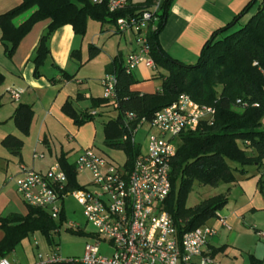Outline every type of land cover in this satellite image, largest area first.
I'll use <instances>...</instances> for the list:
<instances>
[{"label":"trees","instance_id":"obj_1","mask_svg":"<svg viewBox=\"0 0 264 264\" xmlns=\"http://www.w3.org/2000/svg\"><path fill=\"white\" fill-rule=\"evenodd\" d=\"M156 0H146L141 5H131L126 12L110 14L105 6L91 4L89 0H22L19 5L0 15L1 42L5 56L12 60L21 42L41 22L49 21L46 33L41 37L33 63L35 77L43 76L41 70L51 52L49 41L61 28L71 26L75 34L83 37L88 20L100 24H115L120 17L152 12ZM173 0H165L154 14V30L148 35L151 56L159 68L162 87L155 94L134 92L132 86L139 83L135 74H128L124 62L115 59L110 71L116 75V100L113 103L119 113L117 119L104 122V144L110 150L122 151L127 157L125 169L130 171L141 154L139 145L123 140L128 134L127 115L134 114L131 123L136 128L142 120L151 122L155 115L173 105L182 95L190 96L200 105L213 106L216 117L213 125H202L197 132L184 133L173 160L170 181L172 192L165 203L176 224L179 237L206 226L219 217L229 202L221 194L203 202L194 209H187V198L195 181L203 185L218 187L237 182L236 173L242 176L253 167L262 176L260 191L264 197V0H253L232 23L217 31L205 44L195 65H187L171 58L160 46L159 36L167 23ZM248 17L242 26L241 21ZM99 52L91 46L89 60ZM67 78L73 76L63 73ZM0 72V86L5 83ZM222 93L218 96V89ZM237 101H241L240 104ZM110 101L94 99L92 109L109 105ZM3 107L0 98V109ZM64 113L73 119L77 127L94 122L91 110H78L72 102L63 107ZM35 112L32 105L20 104L11 120L25 137L29 136ZM5 122H0V125ZM3 146L13 155L20 156L24 142L9 135ZM250 150L252 153H246ZM238 164L235 168L229 162ZM59 163L68 176L67 191L85 189L78 182L76 166L68 163L65 154ZM180 182L178 190L177 183ZM67 221L64 210L60 226L43 209L29 207L26 216L0 217V230L4 237L0 242V260L7 258L16 247L34 233H41L48 242L52 234ZM93 238V236H92ZM212 256V255H211ZM251 264H264V260L250 258Z\"/></svg>","mask_w":264,"mask_h":264},{"label":"crops","instance_id":"obj_2","mask_svg":"<svg viewBox=\"0 0 264 264\" xmlns=\"http://www.w3.org/2000/svg\"><path fill=\"white\" fill-rule=\"evenodd\" d=\"M21 1L0 0V15L13 9ZM251 1L253 0H173L167 23L159 36L161 48L179 62L187 65L196 64L205 44L213 34L232 23ZM131 2L133 5H141L146 3V0ZM49 23V21L38 23L21 42L12 60L5 56L0 34V72L6 78L5 83L0 86V98L3 103L0 109V122H5L0 126L13 122V127L0 130V217L13 215L24 217L28 214V206L23 202L15 185L7 181L10 176L19 173L20 166L46 173L54 164L59 163L62 154L66 155L70 165L76 166L79 156L88 149H94L98 154L111 158L108 154L95 149L98 126L91 122L77 127L73 119L64 113L63 107L67 102H72L78 110L94 111L93 100L104 98L105 90L101 81L106 75L112 74L110 66L115 60L113 54L110 53L109 56L112 63L107 67L106 64L110 61H106L98 75L91 76L84 72L87 65L84 64L87 60L85 51L89 46L90 52V47L96 45V39L106 33L112 35L119 33H116L114 24L112 28L101 24L98 35L91 42H85L82 37L75 34L71 26L59 29L49 41L51 54L41 70L43 76L36 78L33 59ZM121 35L125 36L126 33ZM129 54L130 52L120 53L116 59L125 62ZM64 72L73 78L67 79L63 75ZM135 76L139 83L132 86L134 92L155 94L161 90L162 82L150 79L153 74L148 68L141 67ZM113 103L95 110L99 111L98 115L107 118L115 109ZM20 104L32 105L35 112L31 132L27 137L21 134L11 120ZM108 120L111 119H105V122ZM9 135L23 140L24 146L20 156L13 155L3 146V140ZM36 153L43 158L35 159ZM77 173L79 184L90 188L92 175L88 171ZM80 174L89 177L84 185L80 183ZM261 176L258 171L251 173L248 169V173L239 181L229 184L225 193L229 199L228 205L218 212L219 217L206 224L214 228L217 234L209 240L204 248V254L212 255L218 264H251V257L264 260V238L257 235L258 232L264 233V197L259 186ZM68 198L64 200V205ZM220 218L225 219L231 230L222 225ZM38 235L43 236L37 232L27 238L32 237L37 248L40 246L39 240L36 239ZM3 237L4 233L0 230V242ZM89 237L94 242L92 233ZM103 245L105 247L103 254L111 255L112 247L108 243ZM56 248L53 253L39 255V259L53 255ZM13 253L5 259L10 261ZM38 261L29 264H36Z\"/></svg>","mask_w":264,"mask_h":264},{"label":"built area","instance_id":"obj_3","mask_svg":"<svg viewBox=\"0 0 264 264\" xmlns=\"http://www.w3.org/2000/svg\"><path fill=\"white\" fill-rule=\"evenodd\" d=\"M89 1L105 6L113 15L128 11L132 5L131 0ZM164 1L156 0L152 12L129 14L118 18L114 24L116 33L132 31L139 42V49L130 53L124 62L128 74L140 66L156 70L148 35L154 30V14ZM101 84L104 98L115 102L116 75H106ZM98 114V110L91 111L92 116ZM215 117V107L200 105L188 95H182L173 105L159 111L151 122L142 120L136 128L131 125L136 116L127 115L125 141L131 140L137 145L140 129L146 124L150 126L147 153L140 154L132 169L127 171L94 149L85 150L76 161V169L92 175L90 188L67 191L68 176L60 163L46 173L20 166L19 173L7 181L15 185L25 205L43 209L58 221L65 210L64 200L73 197L82 207L86 222L95 230L92 233L94 242L86 245L82 257L63 259L57 254L60 252L57 247L53 255L40 257L36 264H218L204 254L216 230L206 225L181 239L172 215L165 210L172 192L170 175L178 152L177 141L184 133L197 132L205 124L213 125ZM153 131L155 133H151ZM39 157L43 158L37 153L34 155L35 159ZM220 222L231 230L225 219L220 218ZM68 227L81 229V225L73 222L68 223ZM257 235L264 238L263 232ZM104 243L112 247L111 255L101 252ZM0 264L12 263L1 259Z\"/></svg>","mask_w":264,"mask_h":264},{"label":"rangeland","instance_id":"obj_4","mask_svg":"<svg viewBox=\"0 0 264 264\" xmlns=\"http://www.w3.org/2000/svg\"><path fill=\"white\" fill-rule=\"evenodd\" d=\"M248 21V17L244 18L241 21L242 26H244ZM100 25L98 22L89 19L87 24V31L86 34L82 37L85 42H91V40L96 37L99 33ZM105 27L112 28V24H104ZM126 37V38H125ZM96 46L100 51L98 54L89 60L88 56V48L85 51L87 60L84 62V64H87L84 68V72H88L91 74V76H97L98 72L101 71L106 61H110L106 64L108 67L112 60L110 59V53L113 54L114 59L121 53V54H128L129 52H134L139 49V42L137 40V36L132 32L128 31L126 32L125 36H122L121 34H108L100 37L99 39H96ZM133 49V50H132ZM102 50V51H101ZM132 50V51H131ZM105 52V54H104ZM128 52V53H127ZM83 65V64H82ZM195 65V64H194ZM140 66L136 69L139 70ZM106 68V67H104ZM150 72H152L153 76H151L150 79L156 80L158 82H162L161 74H164L162 70L159 68L149 69ZM136 71L133 73L135 74ZM141 82V81H140ZM222 93V88L219 87L218 89V96H220ZM107 116V115H106ZM119 117V113L116 109L112 111L111 115H108L106 117H97L94 121V124H96L99 128L97 133V138L95 142V149L108 154L114 162L119 165L121 168H124L127 162V157L124 152L122 151H116V150H110L107 149L104 145V134H103V124L105 122V119H117ZM9 123V122H8ZM13 122L9 125L0 126V130H7L11 126L13 127ZM93 123V122H92ZM264 128V127H263ZM150 126L146 124L142 129H140L137 137L136 142L137 145L140 146L142 149V154L147 153L149 141H148V135L150 134ZM151 133H155L154 131ZM62 140L60 139L59 142ZM182 145V140L177 141L178 148ZM246 153H252L250 150H245ZM229 162V165L232 168H235L238 166V164ZM249 171L251 173H255L256 169L253 167L249 168ZM242 175L240 173H236L237 181L241 179ZM80 183L84 185L88 180L89 177L85 174H80L79 177ZM177 187L179 190L180 182L177 183ZM228 185L227 184H221L218 187H213L209 185H203L198 181H195L192 186V190L187 198V209H194L196 206L201 205L205 201H209L221 194H225L227 192ZM237 195V192L236 194ZM66 207V215H67V221L68 223L73 222L76 224L81 225V229L78 230H72L68 227V223H64L63 226L58 228L53 234L51 242H48L43 236L38 235L36 236V239L39 240L40 246L37 248L35 245V241L32 237L29 239L23 241L14 251V253L10 256V262L13 264L15 262H22V263H33L39 260V255L45 256L46 254L53 253V250L58 246V249L60 252H57L59 256H61L63 259H69L73 257H82L85 253V247L87 243H93L90 239L91 233H94V228L89 225L86 222V219L83 215V209L78 204V202L73 199L72 197H69L65 202ZM56 224L60 226V220H56ZM102 253H105L104 245L101 244Z\"/></svg>","mask_w":264,"mask_h":264}]
</instances>
